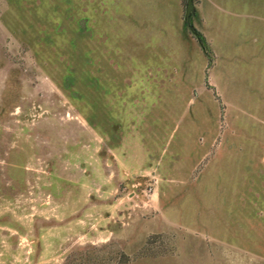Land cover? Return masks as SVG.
<instances>
[{
	"label": "rangeland",
	"instance_id": "374dc122",
	"mask_svg": "<svg viewBox=\"0 0 264 264\" xmlns=\"http://www.w3.org/2000/svg\"><path fill=\"white\" fill-rule=\"evenodd\" d=\"M0 0V264H264V0Z\"/></svg>",
	"mask_w": 264,
	"mask_h": 264
},
{
	"label": "water",
	"instance_id": "95a60500",
	"mask_svg": "<svg viewBox=\"0 0 264 264\" xmlns=\"http://www.w3.org/2000/svg\"><path fill=\"white\" fill-rule=\"evenodd\" d=\"M192 6H193V0H187L186 15L189 14Z\"/></svg>",
	"mask_w": 264,
	"mask_h": 264
}]
</instances>
